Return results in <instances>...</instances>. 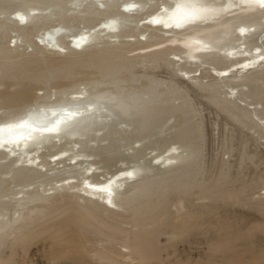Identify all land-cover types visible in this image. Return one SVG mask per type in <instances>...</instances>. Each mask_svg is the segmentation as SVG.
<instances>
[{
	"label": "bare ground",
	"instance_id": "bare-ground-1",
	"mask_svg": "<svg viewBox=\"0 0 264 264\" xmlns=\"http://www.w3.org/2000/svg\"><path fill=\"white\" fill-rule=\"evenodd\" d=\"M100 1L106 6L104 11L96 0H9L18 9L13 12V18L7 17L1 9L0 27L6 24L7 18L16 19L22 30L38 28L39 34L35 46L28 36H23L22 49L17 45L14 49L0 45V75L13 74L22 64L24 55L40 58V50H47L68 58L71 53L83 55L93 50L94 42L102 35L122 36L126 30H122L121 20L127 17L118 9L120 0ZM149 1L127 0L121 3L126 7L122 10L130 11V18L138 17L141 12L132 13V9H146ZM178 5L183 6L178 16L195 7L203 9L201 18L195 22L174 18ZM92 12L103 19L88 27L94 16ZM145 16L141 24L138 22V28L142 24V27L153 28L163 34V40H146V45L138 49L145 54L135 59L172 64V70L180 76L183 85L193 84L200 91H209L215 104H229V112L240 124L256 125L247 110L237 108L217 94L224 80L235 81L238 87L264 79V7L249 0L219 3L165 0L157 10ZM75 19H80L86 27L69 34L74 29ZM64 29L67 30L64 32ZM112 45L118 46L117 43ZM115 51L119 53L120 62L101 59L99 68L103 76L91 85L95 89L108 84L110 91L94 94L88 93L86 88L69 94L58 91L49 95L55 98L48 102H37L35 98L42 92H34L25 85L14 91H0V154L13 167L14 174L11 172L12 177L9 174L11 182L21 187L10 199L0 196V247L6 248L5 252L0 249V264H39L31 255H25L31 241L42 235L56 240L60 250L54 247L43 250L46 254L41 264H198V261L214 260L216 255L213 254L222 255L238 246L250 250L253 245H264V197L256 193L261 180L254 178L257 181L254 184L239 179L248 182L243 184L237 176L233 179L231 175H223L220 179L206 178L199 185L193 172L198 149L190 139L192 128L187 125L184 130L175 132V142L151 158L149 167L122 163L114 171L100 173L91 157L98 149L104 151L111 147L117 122L126 123L130 127L126 129L129 137L140 141L160 121L176 115L189 120L187 101L182 98L181 103H173L167 86L162 83H143L146 85L140 91L138 88L135 91L137 86L131 85L132 91L130 83L131 90H123L120 78L122 74L129 75L127 69L136 62L128 61L122 49ZM48 72L49 76H55L52 71ZM208 73L215 83L205 82ZM250 97L258 103L264 101V84L257 86ZM11 106L20 110L14 113L5 110ZM259 112L264 128V109ZM184 122L180 121L182 125ZM50 128L56 130L46 131ZM58 139L63 140L62 147L52 154H43L42 149L56 147ZM93 142L99 145L94 146ZM183 147H186V155L178 151ZM133 149L138 152L140 148ZM154 167L161 170V174H153ZM168 191L174 194L173 198L163 197ZM186 194L198 198L194 201L185 198ZM80 199L91 205L102 202L100 207L111 212L123 204L129 208V214L119 220H106L99 216L98 208L87 207ZM209 199L214 203L204 205L205 210L208 209L206 215L200 207L196 208L200 211H195L190 204L201 200L205 203ZM218 201L221 204H216ZM243 204L258 207L261 217L253 212V215L242 214L235 206ZM172 207L177 208L176 214ZM213 209L221 210L226 224H218L208 216ZM11 211L14 213L8 215ZM9 236L13 237L9 239ZM162 237H166L165 243ZM204 248L208 250L207 255L199 253Z\"/></svg>",
	"mask_w": 264,
	"mask_h": 264
},
{
	"label": "rangeland",
	"instance_id": "rangeland-1",
	"mask_svg": "<svg viewBox=\"0 0 264 264\" xmlns=\"http://www.w3.org/2000/svg\"><path fill=\"white\" fill-rule=\"evenodd\" d=\"M126 1L127 0H120V8L118 7V9H120V11L127 17V19L121 20L123 27L122 30H126V32H124L122 36L110 37L107 35H102L100 40L94 42L95 45L93 50H90L83 55L71 53V56L68 58H64L55 53H49V51L47 50H40L42 55L40 58L32 55H24L25 57L22 64L13 72V74L7 76H4L3 74L0 75V91L4 89L14 91L16 90V88H18V86L25 85L34 92L37 90H40L42 92L39 98H35L37 102H48L53 100L55 96L51 99L49 98V95L55 94V92L57 93L58 91H66L67 94L75 92V90L85 91V88L88 93L92 94L110 91L111 87L108 84L100 85L95 89L91 88V85H93L94 82L100 80L103 76L101 75L102 72L99 68L101 59H113L118 63L120 62L118 57L119 53L115 50L122 49L128 61L136 62L131 64L133 65L131 66L132 68L127 69V71L135 79H132L130 74V76L127 74H122V78H120V84H124L122 86V88L124 87L123 90L130 91L132 89L133 91L134 89L132 86H137L135 91H137V88L138 91H140L148 83L153 85L162 83L167 86L170 98L172 99L173 103H181L182 98L187 101L188 109L186 110V112L188 115L187 119L189 120L185 121L183 118L177 115L168 118V120L165 121L159 120L160 122L153 126L151 132L147 131L149 133H146V136L143 137L140 141L132 135V137H129V135L126 133V129L128 130L130 127L126 125V123L117 122L116 125H114L115 127L113 128V131L116 133L113 134L114 139H112L111 141V147L104 151L98 149L91 157L99 167L98 169L100 173L107 174L111 171H114V169L122 165V163L127 166H132L140 163L142 165H145L146 167H149V165H151V158L154 155L163 152V150L168 147V144L175 142V132L177 130L180 131L181 129L184 130L185 126L187 125L189 128H192L193 134L191 135L190 139L197 145L196 147L198 149V155L195 157L193 165V169L195 168L196 170H192L197 175V177L195 175V178L196 182H198L199 185H201L206 180V178L216 177L217 179H220L223 175H227V177L232 176L233 179L234 177L236 179L237 176L238 180H248V182L251 181L254 184L259 181L257 179L259 178L261 180L259 181V184L261 185L258 184L256 193H260V195L264 197V178H262L264 177V128L262 127V124H260L261 121L259 118L261 116L259 112L260 109H264V101L258 103L254 99L252 100V98L250 97V95L257 90V86L264 84L262 83L264 79H262L261 81L258 80L259 82H256L258 84H256L255 82V84L252 82L246 84L243 83L238 87H235V81L227 82L224 80L222 83L223 86H220L217 94L219 98L230 100L237 108H243L247 110L250 113V116L253 117L252 119H254L253 121H255L256 125H253L251 123H246L247 125L240 124L237 117H234L229 112L228 109L230 106L227 102L225 104H222L221 106L217 105L212 100L213 94L209 91H200L198 90V88H195L193 84H190V86L183 85L181 83L180 76L176 74L177 72H175V70H172L174 68L172 64H164L163 62L153 63L149 62L148 60L144 61L145 59H143V61L140 59H135V56L145 54L143 52H140V50L138 49H140V47L142 46L144 47L147 41L158 42L163 40V34L159 31L157 32L153 28L142 27L143 24L142 26H139L140 28H138L137 25L138 22L139 24H141V20L143 18H146L145 15L153 13V11L157 10L163 3H165V0H150L146 9L143 8L140 10H136V8H133L132 13H135V11L141 12L138 17L134 18L129 17L130 11L125 12L124 10H122V7H126H124V5H121V3H124ZM213 1L214 3H219L223 0ZM96 4L100 8V10H105L106 6H103V3L100 0H96ZM1 9L5 10L7 17L13 18L15 17L13 12L17 10L18 7L17 5L11 4L9 0H0V10ZM68 13L71 14L72 12ZM92 14L94 15L95 13L92 12ZM102 19V16L94 15L92 21L87 26L92 27ZM75 20L76 22L74 21V29L71 32H68L69 34H74L78 29H83L84 27H86V24L82 23L80 19ZM6 21L8 23L6 22L4 26L0 27V36L2 34L0 38V45L7 49H14V47L17 45L20 47V49H22L24 47L23 45H21L23 44L22 40L25 38L23 36H28L31 45L35 46L34 41L38 40V28L36 30H22L21 27L17 26L16 19L11 20L7 18ZM119 26H121L120 23ZM66 30L67 29H64V32ZM113 43H117L118 46H113ZM63 47H67V45L63 44ZM170 57L171 56L168 55V58ZM127 67H130V65H128ZM64 68L68 69L64 70ZM48 71H52L53 73H55V76H49L50 74ZM207 75V78L204 79L205 82H209V84L215 83L213 77H210L209 73ZM128 84H130L131 89ZM126 85L129 88L125 87ZM232 86L233 88H235L234 91ZM231 92H235L236 94L233 93L231 95ZM19 108L20 107L17 106H11L3 109L9 110L14 113L18 112L20 110ZM1 111L2 109L0 110V113ZM180 121L181 123H183L184 121L185 122L182 125ZM179 125L181 126V128H179ZM121 128L122 130H120ZM115 134H118V136H115ZM62 142L63 140L58 139L57 146L53 147L54 149L43 148V154L48 155L56 152L59 148L62 147ZM107 143L109 142L105 141V144ZM92 144L94 146L99 145V143L96 142H93ZM179 145L180 144H177L176 146L179 147ZM135 147L140 148L139 150H137L138 152H135L136 150L133 149ZM185 148L186 147L178 148V151L183 155H186L188 146L186 148L187 150ZM0 156V166L3 167L0 168V196L4 199H10L13 197V194L17 192V190L21 189V187L13 185L14 183L11 182V177L14 174L13 167L9 164V160L3 159V156L1 154ZM2 163H4V166ZM11 172L13 174H11ZM226 172L228 174H226ZM9 174L11 177L9 176ZM153 174L159 175L161 174V170H159L157 167H154ZM218 175L221 177L218 178ZM238 176H240L241 178ZM254 178L257 180L256 182ZM241 180L239 181L242 182ZM239 181L237 182V184L240 183ZM246 182L244 181L242 183L248 184V182ZM33 187L35 186H32V188ZM190 192H192V190L189 191V193ZM163 194V197L165 196L170 199L173 198L174 195L173 193L171 195V192L169 191L167 193L164 192ZM82 196H84L83 193ZM184 196L185 198L189 197L194 201L197 200L196 198H198L191 195L189 196V194H186ZM254 197L258 198V195H255ZM210 199L206 200L205 203H202L203 201L201 200L202 202L193 201V203L191 202L190 204H192L191 206H193V209L194 207L195 209H198L200 207L199 209H201V212L206 215V213H208V209L205 210V206L207 204L214 203V201H211ZM79 201L82 204H87V207H90L92 209H95V207L96 209L98 208L97 213L100 217H103V219L106 220H119L120 217H127L129 214V208L127 206V208H125V205L123 206V204L119 207V209L111 212L110 210H105L103 207H100V204H102V202H100V204H92V206L88 202L81 199ZM216 204H221V202L218 201ZM235 207L236 209H238V211L242 212V214L253 215L255 213L256 216L261 217L260 213L257 210L258 207L256 208L253 205L245 206V204H243L242 206L237 205ZM171 209L172 212L176 214L177 208L172 207ZM197 209L195 211H200ZM252 212L253 214H251ZM7 213L8 215H12L14 211ZM209 213L210 214L207 215H211V218L213 217L214 220L216 219L215 221H217L218 224L224 225V223H227L226 219H222L221 210L213 209ZM17 216L18 214L16 215V217ZM126 227L130 228V226ZM12 237L13 236H9L8 238L11 239ZM41 237L31 241L25 255L26 257L31 255V257H33V259L39 264L45 261L44 254L46 253H44L43 250L53 247L57 250H60V246L59 244H57L56 240L51 239L50 237H45L44 235H42ZM165 239L166 237L161 238L162 243H165ZM3 246L4 245H1L2 248L0 247V249L6 251V248ZM252 249H242L238 246L237 248L226 250V253L222 255L213 254V256L216 255L214 257V260L198 261V264H264V245H253ZM201 250H199V253H202L204 255L208 254V250L206 248H204L202 251Z\"/></svg>",
	"mask_w": 264,
	"mask_h": 264
},
{
	"label": "snow or ice",
	"instance_id": "snow-or-ice-1",
	"mask_svg": "<svg viewBox=\"0 0 264 264\" xmlns=\"http://www.w3.org/2000/svg\"><path fill=\"white\" fill-rule=\"evenodd\" d=\"M249 2H254L259 4L261 7H264V0H249ZM183 6L178 5L176 12L173 14L174 18H178L182 22H195L196 20L200 19V12L203 11V9H197L195 7L192 8L191 11L184 12L183 16H178V13L181 12ZM179 26V25H178ZM55 128L46 129V131H55ZM129 176L132 175V173H128Z\"/></svg>",
	"mask_w": 264,
	"mask_h": 264
}]
</instances>
